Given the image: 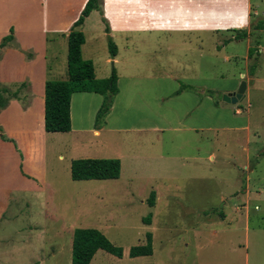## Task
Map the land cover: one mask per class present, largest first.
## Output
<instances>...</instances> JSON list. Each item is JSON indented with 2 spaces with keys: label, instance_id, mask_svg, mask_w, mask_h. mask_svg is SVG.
<instances>
[{
  "label": "crops",
  "instance_id": "0c3cea01",
  "mask_svg": "<svg viewBox=\"0 0 264 264\" xmlns=\"http://www.w3.org/2000/svg\"><path fill=\"white\" fill-rule=\"evenodd\" d=\"M87 2L0 0V44L11 33L14 36L0 56V81L4 84L29 81L32 94L30 105L24 106L19 100H12L0 112V264H72L73 238L77 227L73 228L74 224H69L59 211L51 214L45 209L43 224L30 223L22 227L13 225L8 215H12L11 208L15 200L23 201L28 195L45 193L34 180L35 176L39 177L40 169L37 166L43 158V141L48 135L45 133V86L47 79H54V73H61V77L64 75L61 68L56 67L53 71L50 55L55 57L57 51L68 53L69 32ZM103 10L118 53L121 39L125 42L124 46H128L135 42V37H145L143 35L148 33H168L180 37L191 33H226L228 35L225 39L228 40L235 37L236 30H248L251 34L247 38H250L253 35V20L258 16L253 0H103ZM105 28L103 15L97 10L85 19L81 26L86 37L82 47L85 59L91 58L85 56V51H96L98 40L107 44L108 33ZM183 42L186 43L184 39ZM260 43L257 41L255 45L250 44V47L264 52ZM118 53L113 57L115 61ZM255 55L256 52L252 56L248 54L247 63ZM230 59L229 55L225 56V61L229 62ZM187 67L181 64H159L158 67H152L154 71L164 74L145 76L154 79L150 86L138 80L136 74L117 70L119 92L104 124L100 128L95 127L96 114L103 96L97 92H75L71 100V130L61 133L85 136L91 117L95 135L135 130L133 132L136 133L128 141L133 143V137L142 138L143 135L137 131L141 128L124 125L123 115L128 109L127 103H131L137 96L147 97L151 94L158 101H166L153 113L145 115V119L150 118L151 123L146 133L154 134L157 139L162 140L164 134L175 132L178 138L191 135L209 142L210 139L214 140L220 128L235 136L247 131L248 136L251 129L249 117L244 121L231 117L227 112L224 119H218L217 123V108L222 110L227 107L208 93L209 87L216 86H209L203 81L202 86L208 88H202V92L189 90L199 81L197 78L172 74L176 68L187 71ZM152 69L150 67L149 71ZM95 71L98 78L110 76H99L96 67ZM250 72L241 73V77L247 81L244 97L248 98L250 90L258 87L259 82L262 83L257 70ZM231 83V87L229 84L222 89L223 94L236 92L241 81L232 80ZM145 87L151 88L147 94L141 91ZM78 101L79 105L76 106ZM167 101L171 103L168 105ZM121 105L124 110L118 113ZM240 114L242 109L238 107L235 115ZM56 133L59 132L51 134ZM182 133L186 135L182 136ZM164 147L163 142L158 147L162 159L180 160L182 163L190 159L195 162L202 160L200 155L165 154ZM240 149L245 151L243 161L233 153L229 156L230 163L237 165L242 161L241 164L250 167L249 148L244 146ZM208 157L214 160L215 153L209 152ZM59 158H64V155L60 154ZM73 159L76 158L69 159L71 163ZM231 187L229 193L221 194L224 204L220 210L213 209L216 213L210 214V211L206 212L207 209L202 212L204 214H195L194 210H180L178 215L174 208H169L159 218V213L153 212L151 223L146 224L153 237L151 255L131 257L130 250L124 249L123 256L118 257L99 249L90 264H250L251 185L248 181L242 184V180L235 179ZM233 198H239V201L231 203L230 199ZM182 214L191 218L185 223L175 218ZM100 227L106 229L105 226ZM17 235L19 240L13 242ZM263 238L264 234H261L257 240L259 247L264 246ZM146 239L141 244H145Z\"/></svg>",
  "mask_w": 264,
  "mask_h": 264
},
{
  "label": "rangeland",
  "instance_id": "374dc122",
  "mask_svg": "<svg viewBox=\"0 0 264 264\" xmlns=\"http://www.w3.org/2000/svg\"><path fill=\"white\" fill-rule=\"evenodd\" d=\"M253 2L258 16L253 20V35L250 38L226 40V33H191L183 37L168 33H148L143 35L145 37H135V42L128 46H124L125 42L121 39L117 61L110 54L108 37L107 44L105 41H97L96 51H85V56L91 57L94 62L99 76H109L115 68L119 72L136 74L138 80L148 86L154 83V79H147L145 76H160L162 73L154 71L152 67H158L159 64L188 66L190 69L187 67V71L176 68L172 70V74L197 78L199 81L189 90L202 92V88H208L202 86L203 81L209 86H216L209 87L212 94L208 93L227 107L222 110L217 108V123L218 119H224L227 112L231 117L244 121L249 117L251 129L248 136L247 131L235 136L220 128L214 140L210 139L209 142L191 135L178 138L175 132L164 134L162 140L157 139L154 134L146 133V128L151 123L150 118L145 119V115L153 113L160 105L166 104V101H158L151 94L147 97L137 96L131 103H127L128 109L123 115L124 125L141 128L137 131H141L139 133L143 135L142 138L133 137V143L128 141L136 133L133 132L135 130L95 135L91 117L87 134L81 135L82 138L61 132L52 135V132L45 130L49 136L43 141V158L37 166L40 169L39 177H34L45 193L28 195L23 201L15 200L11 208L12 215H8L13 225L22 227L30 223L43 224L45 209L51 214L59 211L69 224H74L73 228H98L114 244L121 246L123 250H130L135 245H141L149 232L147 223L143 222L144 217L157 211L161 218L169 208H174L178 215L180 210H194L196 214L207 209L206 212L210 211V214L216 213L213 209L220 210L224 204L221 194L229 193L231 182L240 179L242 184L248 181L252 190L249 201L250 264H264V246L259 247L257 244L259 236L264 234V52L255 49V57L247 63L250 44L261 42L264 50V0ZM67 54V51H57L55 57L50 55L53 71L56 67L64 71L62 77L61 73H54L55 80L68 78ZM226 55L231 58L229 62L225 61ZM150 67L154 72L149 71ZM251 70H257L262 83L259 82L258 87L250 90V98L244 97L237 104L224 101L222 89L229 84L231 87L232 80H239L241 83L246 81L241 73H251ZM141 91L147 94L151 88L145 87ZM167 103L169 105L171 102ZM75 105H79V101ZM238 107L242 109V114L235 115ZM123 110L121 105L117 112ZM185 135L182 133V136ZM162 142L165 144V154L200 155L202 160L195 162L190 159L182 163L180 160L162 159L158 149ZM244 146L251 152L250 167L241 164L245 151L240 147ZM211 151L215 153L214 160L208 157ZM233 153L241 157L242 161L237 165L230 163L229 156ZM60 154L64 158H59ZM74 157L120 158L121 176L107 180H74L69 160ZM152 191L156 192L154 208L147 201ZM235 201H239V198L230 199L231 203ZM178 215L175 218L183 220V223L191 218L185 214ZM100 226L106 229L103 230ZM17 240L18 235L12 241Z\"/></svg>",
  "mask_w": 264,
  "mask_h": 264
},
{
  "label": "trees",
  "instance_id": "16d2710c",
  "mask_svg": "<svg viewBox=\"0 0 264 264\" xmlns=\"http://www.w3.org/2000/svg\"><path fill=\"white\" fill-rule=\"evenodd\" d=\"M97 10L103 15L108 33V46L112 57L118 53V47L110 35V26L104 16L103 0H88L80 17L73 24L68 35V54L66 80L47 79L45 86V130L47 132H68L71 130V100L75 92H97L103 96V102L96 114L95 127L100 128L110 113L115 97L119 92L118 73L114 68L107 78L96 76L95 65L91 59H85L82 47L85 33L81 29L85 19L92 11ZM261 26V25H260ZM233 39L248 37V30H236ZM14 39L13 34L6 36L0 44V56L3 48ZM250 47L249 55L255 52ZM183 88H188L184 87ZM210 94L211 91H209ZM30 82L4 84L0 81V111L5 109L12 100H19L24 106L31 103ZM0 130L2 128L0 127ZM122 162L120 158H78L71 163V176L74 180H107L121 176ZM148 205L154 206L156 192L152 191ZM152 214L143 218L144 223H151ZM147 242L135 245L130 249V256L151 255L153 253L152 233L146 234ZM99 249L106 250L118 257L123 256V248L114 244L100 229L93 227H77L73 238L72 264H90Z\"/></svg>",
  "mask_w": 264,
  "mask_h": 264
},
{
  "label": "water",
  "instance_id": "95a60500",
  "mask_svg": "<svg viewBox=\"0 0 264 264\" xmlns=\"http://www.w3.org/2000/svg\"><path fill=\"white\" fill-rule=\"evenodd\" d=\"M247 89V81H242L239 89L234 93H226L223 95V100L228 103L237 104L239 101H241L244 96Z\"/></svg>",
  "mask_w": 264,
  "mask_h": 264
}]
</instances>
